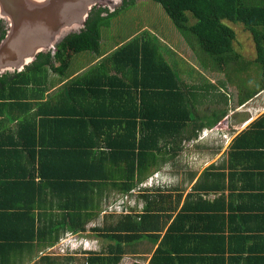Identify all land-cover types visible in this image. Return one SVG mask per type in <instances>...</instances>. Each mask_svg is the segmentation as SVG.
<instances>
[{"label":"trees","instance_id":"1","mask_svg":"<svg viewBox=\"0 0 264 264\" xmlns=\"http://www.w3.org/2000/svg\"><path fill=\"white\" fill-rule=\"evenodd\" d=\"M137 1L121 0L120 8ZM151 1L163 8L202 69L222 80L217 86L183 83L149 35L71 76L74 56L101 55L100 24L120 9L100 7L53 53H39L20 72L0 74V264L20 258L22 264H73L75 256L46 252L60 247L65 234L100 239L101 248H88L83 264H119L126 254L148 255L155 246L148 264H264V114L232 139L223 164L208 166L196 180L189 171L187 183L195 182L187 192L183 177L176 186L139 188L140 210L89 226L114 190L130 194L174 163L185 142L207 147L199 133L222 120L225 91L236 83L233 71L251 73L243 93L236 84L237 103L264 90V0ZM223 21L250 33L253 60L234 48L235 32ZM5 33L0 20V40ZM49 71L67 78L52 92ZM205 100L215 111L198 122L196 105ZM226 190L255 200L227 208ZM210 193L216 196L208 202Z\"/></svg>","mask_w":264,"mask_h":264},{"label":"rangeland","instance_id":"2","mask_svg":"<svg viewBox=\"0 0 264 264\" xmlns=\"http://www.w3.org/2000/svg\"><path fill=\"white\" fill-rule=\"evenodd\" d=\"M98 6H100V8L107 9V7H104V5L102 4H99ZM120 6L121 5L119 4L115 8H120ZM106 14L107 13H103L102 15L105 16ZM0 20H2L4 25H6L4 19ZM223 22L230 28H232L235 32V40L233 42L234 48L239 52V54L243 55L246 60H253L255 58V47L250 33L244 30L243 26L239 23H231L228 21ZM147 35H149L152 40L156 43L163 58L170 64L173 71L178 75L179 79L183 83H187L189 85H204V82L207 81L210 83L213 82L217 86L218 83L222 80L221 74L217 72L204 71L202 69L197 59V55H195L193 53L192 48L187 45L188 43H186L185 39L176 29V27L174 26L168 15L165 13L163 8L158 3L151 0H138L132 5H126L124 7H121L116 13L110 15L109 17L103 18L100 24L101 56L112 52L116 47L126 43L132 38L146 37ZM90 56L91 55L86 54H78L74 56L72 62H70L71 64L69 65L68 73L73 71L74 73H72L71 76H74L75 73H80L85 68L94 64L98 60L96 59L98 57H93V55L92 57ZM250 70H253V68H251ZM232 73L236 75L235 87L238 86L237 88L239 90V93H243V90H247L245 89V86H247L249 83H252L251 79H248V81H246V78L244 77L251 73L245 71H237V73L233 71ZM253 74L254 73L252 72V75ZM48 75L51 80L55 81L54 87L51 90H55L59 87V84L61 83L58 82V80L67 79H59V76L52 71H49ZM249 78L251 77L249 76ZM255 85L256 82L254 78V86ZM254 86L252 85L250 86V88H253ZM235 87L230 84L228 86V89L225 91V94L229 96L228 105H230V107L237 105L236 99L238 97V90ZM222 89H220V91H223ZM196 111L197 118H199L204 116L205 114L210 115L212 111H215V106L213 108L212 103L210 101L205 100L203 103L199 102L196 105ZM223 120L218 123L220 126H223L220 124L221 122H223ZM220 133L221 131L216 128L214 136H217L219 134L218 138L222 139L223 136ZM213 141L214 140L211 141V146L214 145ZM185 146V150H183V152L179 154V157L175 160L174 163L167 164L166 166L158 170L156 173L152 174L144 182H142L139 187H137V190H132V197L128 195L124 196L123 194H120L116 192V190H114L113 194L110 196V199L106 201V203H104L105 208L102 209V212L98 216V220L96 221V223L102 225L104 220H108L109 222H115L117 217L119 216V213L124 214L129 212L128 209H123V203L120 200L124 199L125 197H129L131 200H125L124 204L127 206L135 205L133 201V195L139 191V188L154 187L157 185L159 186L162 182H164L162 183L164 185L166 184L165 181H167L168 183L177 182L182 177L186 179V174L190 169H192L190 163V152L192 148L190 147V143L188 142L184 143V147ZM120 202L122 203V209L116 207L117 203ZM110 215L112 217H110ZM96 223L94 222L95 226L98 225ZM86 237L88 236L86 235ZM88 238L96 239L93 237ZM96 241L98 243V251L101 248L102 244L100 239ZM92 248H95V246H92ZM52 252L59 254V251L56 249H53ZM80 256L86 255H78L76 264H83L82 260L84 258ZM134 257H136V259H134ZM148 257L149 255H143L138 257L137 255L133 254H126L119 264H133L134 262L146 264Z\"/></svg>","mask_w":264,"mask_h":264},{"label":"water","instance_id":"3","mask_svg":"<svg viewBox=\"0 0 264 264\" xmlns=\"http://www.w3.org/2000/svg\"><path fill=\"white\" fill-rule=\"evenodd\" d=\"M99 4L111 13L121 0H0V19L6 22L0 40V74L20 72L39 53H53L65 36L84 27Z\"/></svg>","mask_w":264,"mask_h":264},{"label":"crops","instance_id":"4","mask_svg":"<svg viewBox=\"0 0 264 264\" xmlns=\"http://www.w3.org/2000/svg\"><path fill=\"white\" fill-rule=\"evenodd\" d=\"M104 56H101V55H100V57L97 56L98 57V58H96V59H98L97 61H99ZM83 71H81V72H83ZM80 73H78V74H80ZM76 75H77V73H75L74 76H76ZM52 91H54V90H50V92H52ZM222 107H223L224 111L226 110L225 114L222 118V120L223 119L224 120H223V122L220 123L223 126H220L218 124L219 123L218 122L216 125H214L213 127L209 128V129L207 127L202 129V131L199 133V139L202 141V144H204V146L206 145L207 147L206 148L201 147V149H192L190 152V157H191L190 163H191L192 169H190L189 171L196 173L195 180L199 177V175L203 172V170L205 168H207L208 166L213 165V164L219 165V163L223 164V162L227 160V155H228V151H229V147H230L232 139L237 134H239L240 132L245 130L259 116L264 114V90L261 91L259 94L255 95L253 98L246 101L245 103H242V104L237 103V105L233 106V107H230V105L224 106V104H223ZM213 108H214V106H213ZM212 112H214V111H212ZM212 112L209 116L212 115ZM202 119H203V116L196 118V120H199V121H202ZM216 128H218L219 131H221L220 134H222V136H223L222 139L218 138L219 134L217 136H214ZM212 140H214L213 146H211ZM216 141H217V143H216ZM215 144L218 145L217 148L214 147ZM209 145L211 147H209ZM189 171H188V173H189ZM188 173L186 174L187 178L185 179L186 185L188 184L187 188H186V192L194 185V182H195V180H193L191 183H187ZM260 178L261 177H259V176H257L255 178V186L258 185L257 181ZM178 181L173 182V183L172 182L168 183L167 181H165L166 184H164V185L166 187L176 186L179 182H181V180L179 182ZM162 183H164V182H162ZM162 183H160L159 186H164ZM238 184H239V182H238ZM262 185H264V181L262 182ZM136 190H137V188H136ZM137 194L138 193L133 195V199H134L133 201H134L135 205L127 206L124 204L125 200L126 201L131 200L129 197H125L124 199L120 200L123 203V209L124 208L126 210L128 209L129 213H130V208L140 210L143 206V201L141 199H138ZM237 194H238V192L236 191V192H234L233 196L231 197V196H229V193L227 190L224 192V202L223 203H225L226 207L228 206L229 203L232 205V207H236V206H239L241 204L247 206L248 202L251 203L252 201L255 200L254 196L253 197L252 196H250V197L243 196L246 198L242 199L243 197L238 196ZM127 195L132 197V192H130V194H126L124 196H127ZM215 196L216 195H214L213 193H210V195H207L206 197L204 196V198H206V200L208 202L209 201L211 202L215 199ZM244 200H245V202H242ZM122 203H121V205H122ZM228 211L229 210L226 209L223 211V213H225L226 215L229 216ZM102 214H104V213H102ZM118 215H120V213ZM97 220H98V218L96 220L90 222V224H89L90 228L95 226L94 222L96 223ZM96 224H98V223H96ZM257 224H258L257 222H253L254 227H256ZM65 239H66V242H65ZM62 240L63 241H61L60 247L55 246V247L47 248L46 252L56 254V253L52 252L53 249H56L59 251L58 255L75 256L77 258L78 255H83L86 252H88V251H86L88 248L93 251L94 248H92V246H95V248H97V244H98L96 240L89 239L88 237L85 236V234H82V235L65 234V236L62 238ZM155 247H153V249H151L150 254H148L149 257L147 259L146 264H148V260L151 256V253L155 249ZM19 257H21V256H19ZM80 257H83V256H80ZM134 259H136V257H134ZM76 261H77V259H75V262L73 264H76ZM255 262H256V260L252 261V264H255ZM6 263L22 264V259L21 258L20 259H11L10 262H6ZM135 263H139V262H134L133 264H135Z\"/></svg>","mask_w":264,"mask_h":264},{"label":"built area","instance_id":"5","mask_svg":"<svg viewBox=\"0 0 264 264\" xmlns=\"http://www.w3.org/2000/svg\"><path fill=\"white\" fill-rule=\"evenodd\" d=\"M116 207L122 209V205H121V203H118V204L116 205Z\"/></svg>","mask_w":264,"mask_h":264},{"label":"flooded vegetation","instance_id":"6","mask_svg":"<svg viewBox=\"0 0 264 264\" xmlns=\"http://www.w3.org/2000/svg\"><path fill=\"white\" fill-rule=\"evenodd\" d=\"M5 29H6V25H5Z\"/></svg>","mask_w":264,"mask_h":264}]
</instances>
